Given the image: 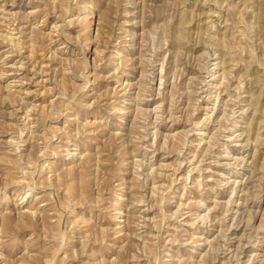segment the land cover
<instances>
[{"label":"rangeland","instance_id":"374dc122","mask_svg":"<svg viewBox=\"0 0 264 264\" xmlns=\"http://www.w3.org/2000/svg\"><path fill=\"white\" fill-rule=\"evenodd\" d=\"M0 264H264V0H0Z\"/></svg>","mask_w":264,"mask_h":264}]
</instances>
